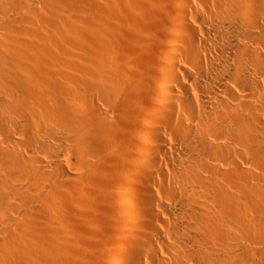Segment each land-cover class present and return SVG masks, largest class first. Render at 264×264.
Instances as JSON below:
<instances>
[{
  "label": "bare ground",
  "instance_id": "bare-ground-1",
  "mask_svg": "<svg viewBox=\"0 0 264 264\" xmlns=\"http://www.w3.org/2000/svg\"><path fill=\"white\" fill-rule=\"evenodd\" d=\"M0 264H264V0H0Z\"/></svg>",
  "mask_w": 264,
  "mask_h": 264
},
{
  "label": "rangeland",
  "instance_id": "rangeland-1",
  "mask_svg": "<svg viewBox=\"0 0 264 264\" xmlns=\"http://www.w3.org/2000/svg\"><path fill=\"white\" fill-rule=\"evenodd\" d=\"M149 49H150V48H149ZM145 50H146V49H145ZM145 50H144V51L142 50V51H141L142 53L140 52L138 55L141 56L142 54H144V53H145ZM147 50H148V49H147ZM148 51H149V50H148ZM148 51H146V53H148ZM143 52H144V53H143ZM144 55L146 56L147 54H144ZM125 59H126L125 61L127 62L126 65L128 64V65H127L128 67H127V66H126V67H127L129 70H131V68H133L134 65H135V63H136V60L133 59L132 57H129V56H127V58L125 57ZM107 61L110 62V59H108V57H107ZM130 65H131V66H130ZM148 88H149V87H147V86L145 85V91H146V92H148ZM163 206H164V203H163ZM165 206H166V204H165Z\"/></svg>",
  "mask_w": 264,
  "mask_h": 264
}]
</instances>
